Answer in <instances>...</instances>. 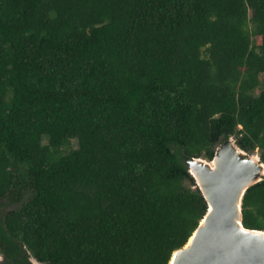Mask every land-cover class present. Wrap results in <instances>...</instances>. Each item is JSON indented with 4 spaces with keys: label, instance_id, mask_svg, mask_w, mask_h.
<instances>
[{
    "label": "trees",
    "instance_id": "trees-1",
    "mask_svg": "<svg viewBox=\"0 0 264 264\" xmlns=\"http://www.w3.org/2000/svg\"><path fill=\"white\" fill-rule=\"evenodd\" d=\"M229 137L264 163V0H0V264H168Z\"/></svg>",
    "mask_w": 264,
    "mask_h": 264
},
{
    "label": "water",
    "instance_id": "water-1",
    "mask_svg": "<svg viewBox=\"0 0 264 264\" xmlns=\"http://www.w3.org/2000/svg\"><path fill=\"white\" fill-rule=\"evenodd\" d=\"M187 169L207 203V211L168 264H264V230L242 223L245 191L264 175L259 154L241 150L229 137L211 161H187ZM32 264H40L30 257Z\"/></svg>",
    "mask_w": 264,
    "mask_h": 264
},
{
    "label": "rangeland",
    "instance_id": "rangeland-1",
    "mask_svg": "<svg viewBox=\"0 0 264 264\" xmlns=\"http://www.w3.org/2000/svg\"><path fill=\"white\" fill-rule=\"evenodd\" d=\"M76 146V141L75 140H71V147H75ZM255 154H259L258 151L255 152ZM16 205L15 204H7L5 201L2 203V205L0 206V213L8 211L10 209L15 208ZM1 259V257H0Z\"/></svg>",
    "mask_w": 264,
    "mask_h": 264
}]
</instances>
